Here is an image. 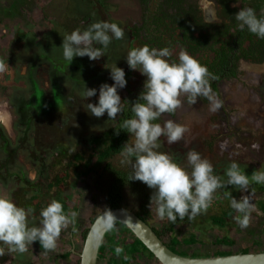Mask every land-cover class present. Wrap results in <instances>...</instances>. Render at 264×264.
Here are the masks:
<instances>
[{
  "label": "rangeland",
  "instance_id": "rangeland-1",
  "mask_svg": "<svg viewBox=\"0 0 264 264\" xmlns=\"http://www.w3.org/2000/svg\"><path fill=\"white\" fill-rule=\"evenodd\" d=\"M105 1V6H101L98 0H0V31L2 36L4 35L0 37V57L12 58L5 62L6 71L0 73V111L5 113L0 117L10 118V113L13 114V110L17 107L15 101L20 97L18 93L26 85L25 81L21 77L19 78V75L22 74L21 71L25 70L21 64L28 61L33 64L36 61L35 79L39 87L34 97L38 103H28L27 110L29 109L28 114L31 112L35 114L36 107H40V102H42L45 107V115L38 116L37 123H33V127L31 126L29 129L31 135H40L42 139L39 140L45 144L50 141L49 147L51 146V149H48L46 153H42V150L34 152V159L29 156V152L26 150H18L16 157L18 166L26 167L27 165L32 170L33 164L39 163V161H35V158L39 156V158L45 159L43 165L47 161L49 166L55 167L54 169H60L62 164L65 167L68 158L72 156L75 141L82 137L98 134L113 124V120H110L107 113L97 118L87 111V103H95L96 100H99V91L96 96L88 99L81 93L86 86L98 89L104 83L113 84L114 81L110 76V68L113 65L116 64L122 69L126 68L128 64L127 42L130 38L129 28L140 21L141 9L138 0ZM72 19L75 21L74 23ZM99 21L116 23L124 30V38L120 40L113 38L105 50L104 56L95 61L87 56L74 57L72 62L65 60L61 48L63 36L77 28L87 29L90 24ZM69 22L73 23V27L68 26ZM25 27L27 28L25 29ZM53 29L57 34L52 33ZM24 30L29 33L24 32L25 42L23 43L20 41L21 39L17 41L16 35L23 34ZM10 32H13L11 39L6 40L5 37ZM13 37L16 42H13ZM180 50L181 48L175 47L171 50L172 55L178 58ZM38 55L43 56L48 60V63L41 62L44 59H38ZM55 59L61 62L57 64ZM243 67L248 70L246 74L240 76L239 79L225 81L220 86L219 99L223 100L222 108L224 109L221 108L213 113L209 110V102L205 105H201L199 102L195 105L184 103L177 109L175 119L162 117L161 124L164 120L171 119L186 126L188 131L182 140L173 144H169L167 138L162 136L158 141L161 145L159 151L172 155L178 163L191 171L187 164V152L195 150L212 163L214 174L222 177L225 181L227 180L226 170L233 161L237 162L241 170L248 175L264 166V81L260 80L261 73L252 75L249 66L243 65ZM64 68H67L68 71L61 72ZM131 71L129 84L132 86L130 88H135L144 76L139 70L131 69ZM26 86L28 87V85ZM118 93L121 99L128 96L126 86L118 89ZM5 96L12 103L6 101ZM59 112H62L63 115L54 116L55 114H52ZM38 114L40 115V113ZM1 123L4 131H7L8 135H13L11 123L5 124L2 121ZM15 129L19 131L20 128L15 125ZM128 142H133L131 135ZM256 143L260 145L259 150L252 148V145ZM60 152L61 154H59ZM59 157L63 159H59ZM121 160V154H118L112 158V163L118 168L131 169L130 166L122 164ZM77 169L79 170L80 167ZM77 169L75 171L67 170L69 175L59 190L46 189L45 194L43 192L40 195L41 206L39 205L38 212L28 216L29 226H40L42 219L40 211L53 199L64 200L68 205L66 212L76 213L75 223H70L66 229L62 230L56 248L45 252L39 241H35L25 253L9 254L7 246L0 243V247H5L6 253L0 256V264L79 263L78 253L84 239L83 232L85 229L88 230L92 219L101 212L100 209H105V190L110 177L101 170L78 177L74 175L78 173ZM45 171L47 173L48 169L46 168ZM29 176L32 178L33 173ZM48 177L51 178V176ZM257 186L258 184L252 183L248 193H242L231 185L228 188L219 189L214 194V199L205 213L196 216L191 221L185 217L174 226V233L177 237L183 238L193 233L199 243L178 244L177 249L175 247L174 249L177 252L183 251L186 255L192 254L193 257L208 256L215 252L220 254L242 252V250H246V252L264 251V211H260L256 206V201L261 198ZM6 188L0 186V196L7 193L8 187L6 186ZM253 190L251 202L255 204L256 211L251 213L250 224L246 229H242L236 222L235 217L242 215L237 212L226 218V224L223 227L215 226L209 221L210 215H219L231 207L230 199L225 196V192H230L233 197L239 199L242 195H250ZM29 195L30 193L26 194L17 206H30L34 211L36 204L34 201L30 203L27 201ZM123 195L124 207L132 211L139 210L141 200L132 195L127 187L123 189ZM10 198L13 197L10 196ZM13 201L16 204L18 202ZM147 210L146 219L152 226L161 230L169 223L167 219L159 220L149 207ZM116 228L118 230L106 231L104 234V249L96 264H108L110 258L119 259L126 255V245L133 235L125 227L117 225ZM221 237L226 240L231 239L232 244L226 246L217 243L216 239ZM163 240L168 241V237L164 235ZM110 243H113L112 249H108ZM117 246L124 248V253L121 256H117L115 253ZM66 252L68 255L63 256ZM145 254L149 258L148 262L139 255L132 260L131 264L158 263L156 258Z\"/></svg>",
  "mask_w": 264,
  "mask_h": 264
},
{
  "label": "clouds",
  "instance_id": "clouds-1",
  "mask_svg": "<svg viewBox=\"0 0 264 264\" xmlns=\"http://www.w3.org/2000/svg\"><path fill=\"white\" fill-rule=\"evenodd\" d=\"M239 3V2H238ZM234 7L238 5H233ZM239 30L245 28L260 39H264V9L258 15L252 7L244 6L234 18ZM111 34V35H110ZM124 30L116 23L107 21L94 22L87 29L79 28L63 36V58L73 61L74 57L87 56L97 60L104 56L105 50L113 38L123 39ZM94 44L103 47H94ZM169 47L157 49L144 45L132 48L126 58L132 70H139L147 79L143 91L134 103H130L131 118L124 119L121 129L131 134L133 142H127L121 149V163L130 166L129 181H141L153 189L148 207L155 212L159 220L167 219L175 223L177 218L189 221L205 213L219 189L234 186L242 193H248L252 183L264 184V166L251 175L243 172L239 164L231 162L226 170L227 180L214 174L212 163L203 158L195 150L187 152L188 168L178 163L172 155L159 151L158 142L163 136L169 144L183 139L187 127L171 119L160 120L164 114H174L184 103L195 105L199 98L209 102V110L213 113L223 107V100L213 92L210 81L218 79L207 66L202 65L186 50L181 49L178 61L171 60ZM7 65L0 60V73L5 72ZM113 84L104 83L99 88L98 103H87V111L97 118L107 112L110 120L125 111V103L118 93L127 85L124 69L113 65L111 68ZM97 89L86 88L81 95L86 99L94 97ZM119 134V131H117ZM259 150L258 143L253 144ZM242 195L239 199L225 192L230 199V206L242 215L235 217L242 229L250 224V217L256 206L252 203V195ZM92 228V235L97 244L103 243V234L96 225H102L106 231H116L119 221L111 209H100ZM33 209L17 206L6 196H0V243L7 246V252L25 253L35 241H39L45 252L54 250L63 229L76 220L75 212H65L64 205L53 199L40 211V226H29L28 216ZM117 256L124 253L123 246L115 248ZM5 247H0V256L5 255ZM125 260L128 256H123Z\"/></svg>",
  "mask_w": 264,
  "mask_h": 264
},
{
  "label": "trees",
  "instance_id": "trees-1",
  "mask_svg": "<svg viewBox=\"0 0 264 264\" xmlns=\"http://www.w3.org/2000/svg\"><path fill=\"white\" fill-rule=\"evenodd\" d=\"M139 1L144 5L143 21L141 25L134 24L131 27L133 38L127 42L128 51L134 47H142L144 45H149L150 47L158 45L164 48L169 47V45L172 46L173 43H178L183 49L188 51L191 56L196 58L202 65L207 66L209 71L218 77V79L210 81L214 93H218V83L220 81L236 77L238 74L237 63L240 58L253 61H260L263 58L264 39H260L256 35L250 33L247 28L243 31L239 30L237 27L235 28L237 25V21L234 19L236 9H231L228 6V1L230 0H216L221 8L219 16L222 19L220 23L215 24L203 21L197 6L192 0H161L156 4L153 12H151L146 5L149 0ZM98 2L101 6H105V0H98ZM247 3L249 7L256 10L258 15L260 14L263 0H248ZM84 18L85 16L83 19ZM224 19L228 21L225 22ZM231 28H235V31L231 32ZM83 30L85 29L81 28V31ZM168 35L172 36V38H170L171 41H163L165 36ZM93 46L102 48L101 45ZM211 52L213 55H210ZM55 61L57 64L61 62L56 59ZM65 69L67 68L62 69L61 72L68 71V69ZM129 74V72H126L125 78L128 77ZM142 91H137L138 94H134L131 91L129 92V95L123 100L126 105L125 111L122 114H118L117 118L113 120L112 125L104 128L98 134L82 137L75 141L70 163H72L73 168L78 165L77 162H75L76 160L81 163L77 166L78 168L80 167L79 170L76 167L78 172L76 174H78V177L81 175L86 176L90 172H95L97 170H101L109 175L110 180L105 191V208L124 206L123 189L127 187L132 195L141 200L140 208L134 211L135 214L147 223V207L153 189L149 188L141 181H129L131 169L118 168L112 163V158L120 154V149L128 142L131 135L127 131L121 129L123 120L133 116L129 102L134 103ZM117 131H119V134H117ZM65 169L67 170V168ZM64 175V177L58 175L57 178L48 181L47 189L59 187L67 177L66 174ZM42 187L41 184L36 183L32 199L38 198ZM257 190L261 194V198L256 201V206L260 211H264V184H258ZM59 201L64 205V210L66 212L68 210V205L64 200ZM39 205L40 203L37 202L32 214L38 212L40 208ZM234 212L236 211L232 207H229L219 215H210L209 221L215 226L223 227L226 224V218L230 217ZM179 220L180 219L177 218L175 223L169 221L161 230L154 229L153 227L152 229L160 239H162L163 235L169 236V240L166 243L169 249L181 255H186L183 251L177 252L174 247L179 243L190 245L199 243V241L193 233H190L182 239H179L173 234L174 226ZM117 225L125 227L119 222H117L116 226ZM86 232L87 229L83 232V238ZM216 242L225 245L232 244L231 239L226 240L223 237L216 239ZM108 246V249H112L113 243H110ZM103 249L104 246L100 245L98 251L102 252ZM125 250L126 256H128L129 259L125 260L121 258V260H118L110 258L108 264H128L134 254L139 251L146 252L149 257H153V254L137 238L128 242ZM242 252H246V250H242ZM221 254L228 253L217 254L215 252L213 255ZM67 255L68 252L63 256Z\"/></svg>",
  "mask_w": 264,
  "mask_h": 264
},
{
  "label": "flooded vegetation",
  "instance_id": "flooded-vegetation-1",
  "mask_svg": "<svg viewBox=\"0 0 264 264\" xmlns=\"http://www.w3.org/2000/svg\"><path fill=\"white\" fill-rule=\"evenodd\" d=\"M160 1L161 0H149L146 5H147V7H149L150 11L153 12L155 7H156V4H158V2H160ZM247 1L248 0H230V1H228V6L231 9H236V11L234 13V14H236L244 6L249 7ZM192 2L197 6L204 22L212 23V24L221 22L222 18L219 16V14H220L219 11L221 8L219 7L216 0H192ZM138 3H139V7L141 9V15L139 17L140 21H138L136 23L138 25H141V22L143 21L144 5H142L139 0H138ZM233 5H238V6L234 7ZM262 9H264V0L262 3ZM224 21L226 22L228 20L224 19ZM72 22L74 23L75 21L72 19ZM72 22H69L68 26L73 27ZM131 27L129 28L130 38L128 41H130L133 38ZM236 27L239 28L238 22H237V25L235 26V28ZM26 28L27 27H25V29ZM235 28H231L230 31L234 32ZM53 30L54 31L52 33L57 34L56 30L55 29H53ZM24 32L29 33L28 31L24 30L23 34L16 35V38L18 37L17 41L19 39H21L20 41H23V43L25 42ZM12 34H13V32H10V34H8L7 37H5V39L7 40L8 38H10ZM3 36H2L1 31H0V37H3ZM170 38H172L171 35L165 36L163 41H165V40L171 41ZM12 40H13V42H16L15 37H13ZM0 45H1V41H0ZM154 47L157 49L163 48V47L158 46V45L154 46ZM175 47H179V48L183 49L181 47V45L178 43H173L172 46L169 45L170 50H173ZM127 51H128V49H127ZM210 55H213V53L211 52ZM38 56H39V57H37L38 59H44L41 62H43L45 64L48 63L47 62L48 60H46L43 56H41V55H38ZM1 59L4 62H8V61L12 60V58H8V57H4V58L0 57V60ZM170 59L178 61V58H176L173 55L170 57ZM38 62H40V61H38ZM243 65H247L250 67L249 70L252 72V75L261 73L262 78L260 80L264 81V55L260 61H253V60H249V59L240 58L238 60V63H237L238 74L236 75V77L224 79L218 83V93H216L218 97L221 95L220 86L222 83H224L225 81L233 80V79H235V80L239 79L240 76L247 73L248 70H247V68H244ZM21 67L25 70L21 71L22 74L19 75V78L21 77V79H23L25 81V83H26V85H28V87L25 85L23 87V90L20 89L21 91L18 93L20 97H18L17 100L15 101L17 107L15 108V110H13V114L9 112L10 113V123H11L10 126L11 125L13 126L12 127L13 135H8L7 131H4V129L1 125L2 123L0 121V123H1L0 124V186L2 188H4V186H5V189H7L6 186L8 187V190H6L7 193H5L4 196L9 197V198H10V196H12L13 198H10V199L18 201L17 205L19 204L20 200H22L25 197V195L29 194V193H30V195L27 197V201H29V203L32 201H34L35 204L37 202L40 203L41 202V200H39L41 197L40 195H42L43 192L45 194L46 189L48 187V181L53 180V178H57L58 175L61 177L62 176L64 177L65 176L64 174H66V176L68 177L69 174H68L67 170L73 169V171H75L76 167L80 165V162L78 160H76L75 162H77L78 165L75 168H73L72 163H70L71 157L68 158L67 163L65 164L66 165L65 167L62 163H60L62 165L59 164L60 169H54L55 167L53 168V167L49 166L47 161H46V164L43 165V162L45 159L39 158V156H38V158H35V161H39L40 164L34 163L33 164L34 168L32 169L33 171L30 170V168L27 165H26V167H22L21 165L18 166V164L16 163V157L18 154V150H20V149H24L27 152H29V156L33 159H34L33 154H35L34 152L37 153V152H40V150H42L43 151L42 153H46L48 149H51V146L49 147L50 141L47 142L46 144L43 143L42 141L39 140V139H42L41 136L40 135H38V136L31 135L30 129H29L33 123H37V121L39 120L38 116L45 115V107H44V103H42V102H40V105H41L40 107H36L37 109H35V111L37 110V112H35V114H33L32 112L30 114H28L29 109L27 110V107L29 104H33V102H35V104L38 103L36 97H34V94L36 93V90L39 87L37 80L35 79V72L37 70L36 61L33 64H30L29 61L26 63L24 62L21 64ZM33 70H34V72H33ZM124 71H125V73L126 72L130 73L128 75V77L125 78L127 80V85H126L127 94L129 95L130 91L134 94H138L137 91H140V90L142 91V89L144 88V82L147 79V77L143 75L144 77H143L142 81L140 82V84L137 85L135 88H130L132 86H130V84H129V79L132 75V71H131V68L129 67L128 64L126 65V68L124 69ZM32 72H33V75H32ZM56 72H59V71H56ZM243 84H244V82H243ZM94 85H97V84H94ZM98 86H99V84H98ZM100 86L98 87L97 91H99ZM5 97H6V101L11 102V100L9 98H7V96H5ZM126 97L125 98L123 97L122 101L124 99H126ZM97 102H98V100H96L95 103H97ZM198 102L201 105H205L208 102V100L201 97L198 99ZM222 109H224V108H222ZM38 113H40V115ZM52 114H55L54 116H57L59 114L63 115L62 112L52 113ZM175 115H176V112L174 114H171V115L164 114L163 117L175 119ZM160 120H162V118ZM160 120L157 123H160L161 122ZM15 125L19 126V128H20L19 131H17L15 129ZM27 130H29V131H27ZM59 154H61V152ZM60 156L62 157V155H60ZM59 159H63V158L59 157ZM59 162H61V161H59ZM75 162H73V163H75ZM42 167L45 169L47 168L48 172L46 173L45 169H43ZM65 168H67V170ZM64 171H65V173H64ZM31 173H33L32 178L29 176ZM47 175L51 176V178L49 177L50 180H49ZM74 175L77 176L78 174L75 173ZM65 180H63V183H61L59 187H57V188L53 187L51 189H55L56 191L59 190V188L61 186H63V184L65 183ZM36 183L41 184V186H43V187L41 189L40 194L38 195V198L32 199L34 187H36ZM18 197H19V199H18ZM22 207H24V206H22ZM26 207L31 208L30 206H26ZM26 207H24V208H26ZM147 223L151 226V228L153 227L154 229L159 230L158 228L152 226L149 222H147ZM173 234L175 235V233H173ZM163 236H162L161 240H163ZM167 237L169 240V236H167ZM133 239L134 238H132L129 242H131ZM179 239H182V238H179ZM167 242L168 241L163 240V243L165 245ZM179 244H182V243H179ZM101 245H103V243ZM182 245H184V244H182ZM101 253L102 252L98 251V257H100ZM145 253L146 252H143V251L137 252L129 260L128 264H131L132 260H134V258H136V257H139V255H141V257H143V259H146V261L148 262L149 258L146 256ZM98 257H97V259H98ZM121 258H123V257H121ZM121 258H119V259L121 260ZM156 261H157V259H156ZM157 262L158 263H156V264H161L159 261H157Z\"/></svg>",
  "mask_w": 264,
  "mask_h": 264
},
{
  "label": "water",
  "instance_id": "water-1",
  "mask_svg": "<svg viewBox=\"0 0 264 264\" xmlns=\"http://www.w3.org/2000/svg\"><path fill=\"white\" fill-rule=\"evenodd\" d=\"M111 209L113 214L141 243L153 254L161 264H264V251L231 252L221 255L197 256L181 255L169 249L153 231L151 226L139 218L131 209L121 206ZM98 213L88 226V230L82 242L78 264H96L98 250L101 245L97 244L92 233ZM104 236L106 230L102 225H96Z\"/></svg>",
  "mask_w": 264,
  "mask_h": 264
},
{
  "label": "crops",
  "instance_id": "crops-1",
  "mask_svg": "<svg viewBox=\"0 0 264 264\" xmlns=\"http://www.w3.org/2000/svg\"><path fill=\"white\" fill-rule=\"evenodd\" d=\"M12 9H13V7H12ZM3 115V112H2V110L0 111V116H2ZM4 117H0V120L3 122V123H5V124H9L10 123V119H9V122L7 121V120H5V119H7V117L6 118H4ZM227 246V245H226Z\"/></svg>",
  "mask_w": 264,
  "mask_h": 264
},
{
  "label": "bare ground",
  "instance_id": "bare-ground-1",
  "mask_svg": "<svg viewBox=\"0 0 264 264\" xmlns=\"http://www.w3.org/2000/svg\"><path fill=\"white\" fill-rule=\"evenodd\" d=\"M3 113H4V112H3ZM4 114H5V113H4ZM2 116H3V115H2ZM8 117H9V116H8ZM4 118H6V117H4ZM4 118H3V119H4ZM9 119H10V118H7V119H5V120H7V121L9 122ZM3 122H4V121H3Z\"/></svg>",
  "mask_w": 264,
  "mask_h": 264
}]
</instances>
